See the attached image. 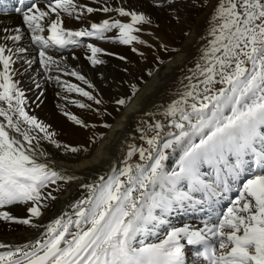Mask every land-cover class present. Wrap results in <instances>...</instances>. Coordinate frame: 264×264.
I'll return each instance as SVG.
<instances>
[{
    "label": "snow or ice",
    "instance_id": "1",
    "mask_svg": "<svg viewBox=\"0 0 264 264\" xmlns=\"http://www.w3.org/2000/svg\"><path fill=\"white\" fill-rule=\"evenodd\" d=\"M7 9L6 0H0V13ZM14 11L40 46L46 72L58 63L46 49L77 47L83 37L111 39L105 34L113 30L122 45L145 44L137 33L151 23L145 14L124 7L94 8L78 0H49L46 10L33 2ZM99 11H115L130 22L104 19L80 30L64 27L65 16L83 19ZM15 32L4 40L20 41V30ZM208 35L178 98L164 110L165 120L149 125L151 135L141 136L146 147L134 146L124 167L82 185L87 195L71 205V213L49 223L40 238L17 246L0 242V264H186V245L202 249L196 251L200 264H264V0H217ZM87 49L93 66L105 63L100 55L109 53L91 43ZM24 51L0 43V221L38 227L32 218L42 215L44 201L56 199L47 189L74 178L50 166L40 140L72 153L79 149L58 143L56 134L25 110L12 67L14 55ZM66 74L93 88L78 72ZM65 84L67 91L102 103L83 87ZM64 115L89 127L71 113ZM170 153H179V159L168 171ZM135 155L138 162H132ZM205 166L214 174L211 182L202 178ZM182 181L187 192L178 187ZM197 191L206 199L227 192L235 196L211 226H171L166 216L173 206ZM14 205H26L29 217L11 215L6 209Z\"/></svg>",
    "mask_w": 264,
    "mask_h": 264
},
{
    "label": "bare ground",
    "instance_id": "2",
    "mask_svg": "<svg viewBox=\"0 0 264 264\" xmlns=\"http://www.w3.org/2000/svg\"><path fill=\"white\" fill-rule=\"evenodd\" d=\"M33 2L46 10L49 0H23V3H20V0L8 1L6 13H0V43L5 44L6 47L25 50L23 53L14 55L16 62L12 65L15 70L13 79L24 93L25 110L29 115L35 116L38 121L47 125L49 131L56 134L54 138L58 143L76 147L79 151L68 152L63 147L57 148L47 140H40V145L47 154L50 166L54 170L60 171L64 176L74 178L57 181L55 185H51L47 189L56 199L44 201L47 207L42 208V215L32 218L33 223L38 227L0 221V242L12 246L22 245L40 238L49 223L61 217L65 212L71 213V205L87 195V189L82 185L97 182L101 176L107 178L114 170L124 167L128 160V153L134 146L146 147L141 136L151 135L147 131L149 125L157 120H165L164 110L178 98V93L182 91V84L186 83L184 81H182L183 83L177 82L179 80L177 78L178 70L186 66L188 60L196 54L198 46L200 47L197 40L202 37L203 33L197 32L195 27H199V24H207L206 21L200 23L202 20L198 23L192 19V16L194 17L197 12H191L188 9L187 15H182L179 7L156 10L160 6H165L166 3H173L174 0H160L159 2L151 0H78V3L89 7L109 6L113 9L124 7L129 11L143 13L149 17L153 25L159 24L160 27L158 29L150 28L149 24L140 26L142 31L137 35L146 42L141 44L142 50L135 47L136 43L122 45L116 41L115 38L118 35L116 30L105 34L111 39L97 40L83 37L80 38L81 45L77 47L69 46L66 50L46 49L47 55L52 56L58 62L46 72L40 64V46L32 42V34L24 24L22 15L14 11L15 7H22L26 10V7ZM216 3L217 0L211 3L212 5L204 13L202 19L213 10L212 6L213 4L215 6ZM169 10L174 13L166 15ZM51 18L54 19L55 14ZM174 18L179 20V25L182 23V26L186 28L184 32L179 28L183 32L179 36V38L183 36L181 39L184 41L183 45L171 37L172 29L175 27L173 25ZM63 19L64 27L70 30L89 28L91 23H100L104 19H120L122 22H130V18L120 17L115 11L85 13L83 19L66 16ZM17 28L22 37L20 41L13 43L4 40L5 35L17 34L15 32ZM169 30H171V34ZM175 31H178V26L175 27ZM42 35H47V32ZM203 36L205 46L211 37L208 34ZM89 43L102 48L104 53H109V55H100L105 63L100 65L102 67L99 71H94V68H91L93 65L87 59L90 55L87 49ZM133 47L137 51H132ZM143 50L153 54L154 58L146 61V53ZM69 55H74V61ZM200 56L197 55L194 64L199 61ZM120 57L124 59H120ZM128 62L135 63L136 67L129 69L125 66ZM64 66L66 69H63ZM72 71L83 75L93 85V88H88L82 81L66 74ZM123 71L124 73H122ZM98 78L103 80H98ZM65 82L83 87L102 103L97 105L94 101H90L78 93L67 91ZM133 86H135V91ZM120 99L126 101L124 105L116 103ZM73 101L88 104L90 108H79ZM65 112L77 116L89 127L76 125L64 115ZM2 119L0 118V120ZM104 124L109 127H103ZM93 125L94 127H92ZM174 157L178 160L179 153H170L169 159L165 162L166 170L171 171L175 167L167 166V163H170ZM138 161V155L132 157V162ZM201 171L205 173L202 177L205 181L214 180V174L209 167H202ZM178 187L181 191L187 192V181H182ZM190 195L191 200L174 205L172 212L166 216L171 226L184 227L187 225L193 229L203 228L205 224L211 226L217 221L235 193H221L220 196L210 199H206L204 192H191ZM225 196L227 199L224 198ZM6 210L18 219L28 218L30 215L26 205H14ZM186 248H190L194 252L191 258H186V264H200L196 251L201 249L197 246L187 245Z\"/></svg>",
    "mask_w": 264,
    "mask_h": 264
},
{
    "label": "rangeland",
    "instance_id": "3",
    "mask_svg": "<svg viewBox=\"0 0 264 264\" xmlns=\"http://www.w3.org/2000/svg\"><path fill=\"white\" fill-rule=\"evenodd\" d=\"M152 2H154V1H157V2H159L160 0H151ZM168 1V0H167ZM169 1H173V0H169ZM213 1L214 0H174V2L173 3H166V5L165 6H160L158 9H156V10H158V11H160V10H163L164 8H166V7H168V8H172V7H179L178 9L180 10V13L182 14V15H187L188 14V10L189 11H191V12H197V14H195L194 15V17L192 16V19H194L195 21H197L198 23L200 22V21H202V22H200V23H203V22H207V24H205V25H201V24H199V27H195V28H197V32H199V33H203V35L205 34V35H207L208 34V27H209V21H210V19H211V14H212V12H213V10H211L210 12H209V14H206V16H205V18L204 19H202V17H203V15H204V13H206V11H207V9H209L210 8V6L212 5L211 3H213ZM204 5V6H203ZM216 5V4H215ZM202 7V8H201ZM212 7H214V4H213V6ZM153 8V7H152ZM188 9V10H187ZM202 9V10H201ZM201 12V13H200ZM168 14H166V15H170V14H173L174 13V11H172V10H169L168 12H167ZM211 13V14H210ZM201 17H200V16ZM183 21H184V18H183ZM173 25H175V27H177L178 26V31H175V27L172 29V35H171V37L174 39V41H177L179 44H181V45H183L184 44V41L182 40L181 41V39L183 38V36L181 37V38H179V36L186 30V28L184 27V26H182V23L179 25V20L177 19V18H174V23H173ZM149 27L150 28H154V29H158L159 27H160V25L159 24H152V23H150L149 24ZM181 27H183V28H181ZM200 27H202V28H200ZM183 30V32H181V30ZM171 32V30H169V33ZM180 32V33H179ZM177 33H179L178 35H177ZM171 34V33H170ZM176 35H177V37H176ZM202 35V37H199L198 38V40H197V42L198 43H200V47L198 46V49L196 50V54L194 55V56H192L189 60H188V62H187V64H186V66H184L183 68H181V69H179L178 70V77L177 78H179V80L177 81V82H180V83H183L182 81H184V82H186V80H185V77L186 76H188V75H191V68L192 67H194V63H195V59L197 58V55H201V50L203 49V46H204V43H203V40H204V36ZM178 38V39H177ZM177 39V40H176ZM135 47L137 48V49H139V50H142V48H141V44H135ZM204 47H206V45L204 46ZM143 52H145L146 54H145V60L147 61V60H152L153 58H154V56H153V54L151 55V53H149V52H147V50H143ZM70 57H71V59L74 61V55H69ZM136 64L134 63L133 64V62H128L125 66L126 67H128L129 69H132V68H135L136 66H135ZM102 66H100V65H96V66H91V68H94V71H99L100 70V68H101ZM188 68V69H187ZM63 69H66V67L64 66L63 67ZM184 70V71H183ZM187 70V71H186ZM122 73H124V71L122 72ZM186 75V76H185ZM98 80H103L102 78H98ZM176 162V158L174 157V159H173V162ZM187 252H189V250H187ZM188 256H190V254L188 255Z\"/></svg>",
    "mask_w": 264,
    "mask_h": 264
}]
</instances>
